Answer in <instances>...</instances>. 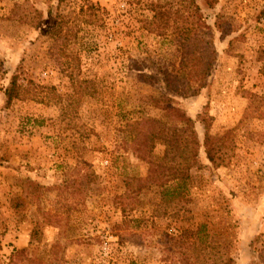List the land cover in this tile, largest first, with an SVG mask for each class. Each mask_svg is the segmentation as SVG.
<instances>
[{"label":"rangeland","instance_id":"rangeland-1","mask_svg":"<svg viewBox=\"0 0 264 264\" xmlns=\"http://www.w3.org/2000/svg\"><path fill=\"white\" fill-rule=\"evenodd\" d=\"M179 1L0 0V264H264V0H194L198 24L175 19ZM204 25L207 85L176 95L163 76ZM12 76L22 97L7 106ZM164 98L194 121L195 159L168 145L185 134ZM147 119L165 128L150 154L130 128ZM138 154L189 177L140 187Z\"/></svg>","mask_w":264,"mask_h":264},{"label":"trees","instance_id":"trees-1","mask_svg":"<svg viewBox=\"0 0 264 264\" xmlns=\"http://www.w3.org/2000/svg\"><path fill=\"white\" fill-rule=\"evenodd\" d=\"M209 7L214 6L217 0H204ZM184 10H187L189 14L184 18V14L180 11H176L175 19H187L189 16L192 18V21L195 20V24L201 22L202 18L198 7L195 5L194 0H180ZM205 30L198 31V26L191 30V35L185 36L184 40L180 42V47L182 50L179 68L174 69L171 72H166L164 74L163 83L165 87L175 93L176 95L185 96H194L197 95L206 85L207 79L210 76V72L213 67L215 53L212 48V40L206 39V35L210 36V28L208 26H203ZM201 36L205 38L204 40H198V37ZM203 45V52H198L197 48L199 45ZM212 49L209 52V49ZM84 84L88 85L89 82L81 81L79 85ZM91 95V93H87ZM4 96L6 105L8 106L13 100L19 99L22 97V87L17 84L16 76H12L9 85L4 89ZM162 104L160 107L166 113V117L171 119L175 123H182L183 130L182 134H172L167 138L168 145L176 150H180V144L185 148L189 149V152L192 154V157L195 159L198 156V150L201 146L198 136L194 128V121L180 108L171 103L169 98H164L163 100H157ZM202 124L204 125L205 134L202 147L204 149L205 158L208 163L211 164L214 168H218L222 165L221 151L217 145L215 139L210 135L211 125L208 118H203ZM131 132H135L133 137L137 135H142L144 137L142 150H146L147 154H150L155 142L158 139L163 137L165 132L164 125L160 121L155 119H147L144 121H138L130 125ZM142 129V130H141ZM178 127L174 126L173 130L177 131ZM181 130V129H179ZM142 131V132H141ZM139 146V144H138ZM139 155V154H138ZM141 159L147 160L146 156L139 155ZM149 163V173L145 178L140 179L139 181L143 183L144 187H159L164 188L169 182L176 180H185L189 177V167L175 166L171 164H165L160 162H151ZM257 240V239H256ZM222 264H235L234 260L230 257H225L222 259ZM182 264H188L186 261H183Z\"/></svg>","mask_w":264,"mask_h":264}]
</instances>
